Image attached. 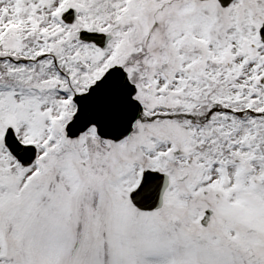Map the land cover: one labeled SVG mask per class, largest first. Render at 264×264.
Instances as JSON below:
<instances>
[{
  "label": "snow or ice",
  "instance_id": "1",
  "mask_svg": "<svg viewBox=\"0 0 264 264\" xmlns=\"http://www.w3.org/2000/svg\"><path fill=\"white\" fill-rule=\"evenodd\" d=\"M0 264H264V0H0Z\"/></svg>",
  "mask_w": 264,
  "mask_h": 264
}]
</instances>
